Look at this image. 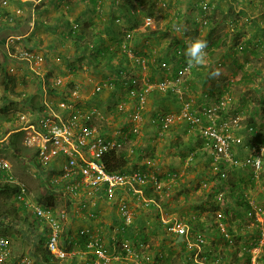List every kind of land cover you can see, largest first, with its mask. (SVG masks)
<instances>
[{"label": "rangeland", "instance_id": "obj_1", "mask_svg": "<svg viewBox=\"0 0 264 264\" xmlns=\"http://www.w3.org/2000/svg\"><path fill=\"white\" fill-rule=\"evenodd\" d=\"M11 1L0 0V14L5 7L9 10L14 5L16 6L14 7L16 11L13 10L11 16L0 19V24L10 27V31H5V34L9 35L3 33L0 36V139L7 138V135L13 132L20 133L13 142L14 147H10L6 143L0 148V157L4 158L11 166L14 178L25 183L27 188L26 199L30 203L40 204L42 201V205H44L48 199L49 202L46 205L51 206L54 212L61 210L67 214L66 219H61V245L67 247L70 245L67 241L70 240L74 244L77 240V245L79 244L80 248L84 249L88 243L95 244L96 241H99L104 245L107 255L111 256L110 247L114 240L121 249L123 244L135 247L141 243L144 246L143 253L149 258L151 264H187L191 257L200 264H223L218 259L226 256L227 252L232 253L237 250L230 246L235 244L236 247L242 246V242L236 239L239 232L238 228L247 230L254 227V223L248 219L247 214L243 211L242 221L239 223L233 220L234 217L231 213L230 225L228 226L221 221L219 211H212L209 207L210 204L206 203L212 202L214 199V207H217V204L223 206L225 203L234 208L233 201L228 197L233 190L228 183H233L241 188L240 192L237 189L238 191L234 190L233 194L248 195L251 201L254 203L257 201L255 205L264 212V160L260 172L253 180L250 179L254 183L253 186L251 181L247 179L250 170L244 171L235 168L229 170L225 179L217 178L219 167L217 168L216 164L210 160L209 156L211 155H204L202 150H199L196 157L188 161L192 154H189L190 147L196 149V145L199 144L202 147V141L198 140L197 134L188 135L182 131V128H179L175 134L167 135L165 139L163 137L157 139L147 132L149 126L144 124L146 123L145 116L148 118L154 113L158 103L162 101L161 95L155 94V99H153L154 97L150 96L154 92H150L149 97L145 100L144 110L140 113L139 138L136 136L135 140L130 143L135 144L139 140L140 143L138 142V144H141L147 159L144 158L151 164L145 170L147 175H153V167L158 168L155 173L156 178L157 176L166 177L167 174H176L171 180L161 182L165 186L166 192L159 199V209L155 206L150 208V204H145L141 199H135L131 195L126 197L122 195L126 199L127 210L131 215V222L124 229L115 200L96 199L94 205L89 203L82 210H78L79 204H72L63 194L54 192L45 186L46 179L36 173L35 160L32 158L31 151L21 143L22 131L19 129L33 123L42 114L41 112L44 110L42 103L45 102L54 110H62L63 106H75L79 111H96V128L106 137L110 136L116 129L123 130L127 126L124 123L125 115L119 111L118 107L124 105L125 112L130 110L127 88L132 86L131 84H134L133 86L138 84V88L143 87L145 73L139 74L136 68L124 60L112 40L116 38L119 41L123 33L129 31L132 19L128 16L125 17L113 7V3L123 4L124 0H96L95 5L89 0H17L21 5L11 4ZM138 1L146 3L143 8L141 5H137L139 4ZM138 1L131 0L134 5L138 6L137 10H141V15L134 17L139 21L142 20V23L138 21L139 26L136 31H140V34L149 31L157 33L154 39L148 41L153 46L150 49H154L153 54L155 56L157 54L165 56L164 50L168 47L170 40L173 41L177 38L185 41L201 38L206 40L208 45L214 43L217 38L223 42L221 45L206 49L209 56L207 66L192 68L185 73L184 71L180 72L183 74L181 76L183 80L187 75L190 76L195 72L201 75H198L200 79L195 85L197 90L192 93L195 100L201 94L197 91L211 88L206 81L202 82L203 75L207 74L205 71L220 68L222 74L217 78L218 83H220L219 80L222 83L227 79V82L233 83L240 77V70L236 65H240L246 59L247 66H256L264 74V14H259V10L248 9L246 7L248 0ZM26 2L29 3L24 4ZM202 6L207 7L206 14H203ZM150 13L151 16L148 15ZM205 15H207V24L202 25L201 20ZM145 18H148L149 24H146L147 19ZM64 25H69V29L77 28L83 32V38L75 41L72 37H67L68 26L65 27ZM177 27H180L182 31L178 32ZM61 33L66 37H63ZM112 36L117 37L113 38ZM237 37L238 44L247 40L251 41L247 51L236 50L233 40ZM11 41L18 49L22 48L41 58L36 68L42 71L41 74L46 81L42 86L46 90L44 96L39 78L28 68L27 63L8 56L12 49L6 45ZM108 43L116 53L111 58L109 55L101 58L98 56V49L107 46ZM140 43L136 42L137 46L141 47V51L145 52ZM182 51L184 53L185 49ZM168 52L170 53V50ZM227 52L232 54V58L236 60L235 63L225 59V57L221 58L218 63L212 62L213 59L217 58L216 56L224 55ZM184 57V54L180 57L175 56L171 48V59L168 66L170 71L165 69L163 82L169 83V79L165 77L166 74L172 72L171 69L174 68L175 64H181L179 61ZM96 58L97 61H95ZM149 62H151V58ZM120 69L124 70V73L120 76L116 75V71ZM159 69L161 68L159 67ZM160 74L162 75V71ZM206 78H210V75L209 77L206 75ZM106 79H109L113 86L105 87L100 92L95 93L94 87ZM125 81L128 82L127 85H123ZM255 81L259 87H252V91L245 95L246 98L243 94L247 92L248 88L238 89L235 83L230 92H224V96L232 97L237 108L239 103L241 104V100H246L245 103L249 110H245L244 115L238 114L242 117L243 124H247L244 120L245 116L250 111L254 113L253 109L256 108V112L262 111L264 113V109L260 110L258 105L259 99L264 95V82L259 77H256ZM49 87L54 91L53 93H49ZM174 97L168 96L172 99ZM188 97L186 95L185 99L190 98ZM144 113L145 115H143ZM60 117H65V114L60 112ZM255 125L257 133L255 137L252 136L259 138L258 132L264 134L262 118L257 120ZM247 140L248 138H244L239 148L236 149L240 156L246 155L249 152L248 148L253 145H264L261 139H259L260 143L246 145ZM241 146L243 147L240 148ZM14 151H16L15 154H13ZM182 155L187 162H190L187 166L181 158ZM218 188L219 193H217L216 199L215 195H212L211 198L209 194ZM144 198L146 197L144 196ZM10 201H13L12 197ZM0 202H9V200L0 196ZM18 210L20 220H14V227L8 228L6 231L11 249V257L6 264H19L21 261H25V264H32L33 258L29 255L28 243L21 237V232L25 231L26 225H32L39 236H44V224L34 225V219L30 215L20 207ZM156 214H158V218ZM212 214L218 218L215 223L217 227L223 228L224 232L229 234V238L220 236L216 232V225L207 223V218H210ZM90 215L91 217H89ZM160 215L164 219L175 217L188 220L193 218L203 222L202 227L200 226L206 238L203 246L198 251L193 248H182L180 246L182 245L181 239L164 231L160 222ZM262 222L264 228V217H262ZM11 234L16 236L15 240L9 237ZM20 244L23 246L21 247ZM42 244L41 248H43ZM240 249L233 255L235 264L242 262L239 259ZM258 253L257 249L252 250L251 259H256ZM86 259L88 258H76L74 261L53 263L81 264ZM109 264H116V262L110 261Z\"/></svg>", "mask_w": 264, "mask_h": 264}, {"label": "built area", "instance_id": "obj_2", "mask_svg": "<svg viewBox=\"0 0 264 264\" xmlns=\"http://www.w3.org/2000/svg\"><path fill=\"white\" fill-rule=\"evenodd\" d=\"M206 10L207 7L202 6L204 14H206ZM201 21L202 24H206L204 17ZM146 24H149L148 19ZM126 37H128V34H126ZM6 46L12 49L8 56L25 61L28 68L37 75L44 96L46 90L42 86L46 81L43 74H41L42 71L36 68L41 58L22 48L18 49L12 44V41L7 43ZM123 52L129 61H133L144 68L145 61L141 57L125 50L124 46ZM182 54V50L177 51L179 57ZM183 71L184 73L190 71L187 64ZM176 80L179 81L180 78ZM127 83L125 81L123 85H127ZM169 84L172 87L175 85V83ZM131 85L127 88L131 111L126 110L125 112L124 105L118 107V109L125 115L124 123L126 125L130 124V127L127 125L128 132L135 133L140 125V113L144 110L146 96L152 86L145 85V87H140L137 90L136 85ZM108 86L113 85L109 79H106L94 87V92L98 93ZM164 86L161 85V88H164ZM175 91L180 94L177 89ZM42 105L44 107L42 114L33 123L19 130L22 131L21 143L31 151L32 158L35 160L36 173L46 179L45 186L47 188L63 194L72 204H79L78 210H82L89 203L94 205L96 199L115 200V205L122 218L123 229L131 222V215L127 210L125 199L127 195H131L135 199H141L145 204H152L159 209L158 202L163 195L162 189L165 186L155 176L147 175L139 167L125 173L108 172L105 169L103 164L105 154L111 149H120L123 145L122 142L116 139V136L126 138V134L121 129H116L110 136L106 137L96 128V111H79L75 106H63L62 110H54L48 103L43 102ZM232 108H235V104L232 97L228 95L211 103L199 101L193 104L192 101L186 100L182 102L179 115L170 114L164 117L163 126L166 127L175 120L187 121L190 123V129H197L202 137L210 141L214 160L223 159L226 163L239 165V162L232 161L230 151L235 146L241 145V137L233 133L240 128L242 118L238 114H232ZM60 112L64 113L65 117H60ZM252 131L253 128L249 127L248 132ZM262 139L264 141V136ZM248 149L249 152L243 159L242 164L247 165L257 176L262 168L264 145H253ZM0 184L14 185L17 188L14 195L15 201L22 202L33 218L44 224V229L47 230L45 247L55 261H74L76 258H86L89 254L93 256H90V259H86L81 264H95L97 262L109 264L110 261H115L116 264H151L149 258L143 253L144 246L141 243L135 247L123 244L121 249L115 244L114 240L110 247L111 256L107 255L104 245L99 241H96L95 244L88 243L84 249H81L80 245H77V240L74 244L69 240L67 242L70 245L63 247L61 245L60 225L61 219H66L67 214L61 210L54 212L51 206L30 203L26 199L27 188L25 183L14 178L11 166L2 157H0ZM145 190H149L153 197L150 199L146 197ZM122 195H125V197H122ZM249 205L252 211L247 213V217L248 219L253 217L254 221L259 224L260 244L258 245H263L262 217H264V212L252 202H249ZM160 222L167 234L181 239L187 248L197 249L198 251L200 246L205 243L200 233L194 234L191 232V223L188 220L175 217L164 219L160 215ZM220 231L225 233L223 228H220ZM224 236L229 238L227 234ZM10 253L11 249L7 240L0 236V264H6ZM93 257L95 258L93 259ZM254 259H251L249 264H256ZM25 263V261H21L19 264Z\"/></svg>", "mask_w": 264, "mask_h": 264}, {"label": "trees", "instance_id": "obj_3", "mask_svg": "<svg viewBox=\"0 0 264 264\" xmlns=\"http://www.w3.org/2000/svg\"><path fill=\"white\" fill-rule=\"evenodd\" d=\"M90 3H92L93 5L96 4V0H89ZM138 1V0H137ZM11 4H20L19 1L17 0H12L10 2ZM29 2H26L24 4H28ZM123 4H119V2H115V4L113 3V7L115 9H118L119 12H121V14H123L125 17H131V27H129V31H126L125 33H123V35L118 38V40H114L113 44L115 46V48L120 52L121 56L123 57L124 60H127L128 63H130V65H132L134 68H136V70L139 72V74L141 73H145V84L143 87H145V85H150L152 86V89L150 90V92H154V94H159L161 95L163 98L161 99L162 101H160L157 106V109L155 110L154 113H152L149 117H148V122L151 126V130L153 133V136L157 139H161L163 137V139H165V136H171L173 134H175L176 130H178V128H182V131L188 135H196L198 137V140L200 139L202 141V147L201 145H196V149H193L192 147H190L189 150V154H191L190 158L188 161H191L193 159V157H196V154L198 153V151L202 150L204 151L203 154H208L211 155L210 160L213 161L216 165V167L219 169H217V178L220 179H225L224 177H227V173H229V170L231 169H235V168H239L241 170L247 171L250 170L249 172V176L247 177L248 180H253V178L255 177L253 171L245 164H242L243 159L245 158L246 155L244 156H240V153L238 152L239 146H235L231 151V156H232V161L235 162H239V165H234L232 163H226L223 159L220 160H214L213 159V150L211 148L210 145V141L205 139L204 137H202L199 133L197 129H190V123H188L187 121L184 120H175L173 123L168 124L166 127L163 126V119L164 117H166L167 115H179L181 107H182V102L186 101L185 99V94H181L178 84L175 82L177 78H179L181 76V71H183L184 67L186 66V58H182V60H180L179 62L182 64H175L174 68L171 69L172 72L167 73L165 76L166 78L169 79V83H175L174 87H172L169 83H165L162 80L164 79V71L169 70L168 66H169V61L171 59V48L173 53L175 54V56L177 55V51L178 50H184L186 47L185 44V40H181L180 38H177L175 40H170V43L168 45V47L164 50L165 51V56L162 54V56H160L159 54H157V56H155L154 53V49H150V47H153L151 44H149L148 41L154 39V37H156V32L154 31H149L147 32H143L140 34V31H136V28H138L139 26V22L142 20H137L136 15H141V10H137L138 6L141 5L142 8L143 6L146 4L144 2H140L138 1L139 4L134 5L131 0H124V2H122ZM21 5V4H20ZM15 6V5H14ZM248 9H251L252 11H260L259 14L263 13L262 11H264V0H248V4L246 6ZM136 11V12H135ZM145 12V11H143ZM258 14V12H256ZM12 13L8 10V8H4L0 14V19H3L4 17L7 16H11ZM149 16H151V13L148 14ZM207 15L203 16L206 19V24H207ZM148 19V18H145ZM145 19H144V23H145ZM118 20V19H117ZM139 21V22H138ZM204 24V25H206ZM6 26V27H5ZM65 27L68 26V31L66 33L67 37H72L75 41H79L83 38V32H81L80 30H77V28H73V29H69V25H64ZM64 26H62L63 28H65ZM77 26V24H76ZM8 29L9 26L5 25V24H0V29ZM114 33V32H113ZM63 37L64 36L63 33H61ZM126 34H128V37H126ZM139 34V35H138ZM117 37V36H115ZM113 36V38H115ZM135 37V39H134ZM111 38V39H113ZM101 42H103L102 39H100ZM141 42L140 44H142L143 51H141V47L137 46L136 42ZM234 43L233 45L236 46V50L237 51H247L248 46L250 45L251 41L247 40L246 42H241L238 44V37L234 38ZM99 42V41H98ZM99 42V43H101ZM132 42V44H131ZM221 42L218 38L215 40L214 43H210L208 45L207 49H210V47L215 46V45H221ZM110 45V44H109ZM123 46L125 50L130 51L133 55L137 56V57H141L144 61H145V66L143 68V66L137 65L135 64L133 61H129L128 58L126 57L125 53L123 52ZM254 46V44L252 45V47ZM257 47V44L255 45ZM149 48V49H148ZM170 50V53L167 51ZM253 52V51H252ZM98 56H101V58H104V56L106 57L107 55L113 57L114 54L116 53L115 51H113L110 47L108 46H104L102 48L98 49ZM257 54V53H255ZM225 59L227 60H231V62L235 63L236 60L232 58V54H229V52H227L226 54H224ZM151 58V62L150 61ZM98 59L96 58L95 61H97ZM247 60L244 59L243 62L239 65L237 64L236 66L238 67V70L240 72V77L239 80L234 81L233 83L227 82V80H225L224 82L221 83V80H219V84H216L211 88L210 90L207 91H202V93L200 94V99L199 101H204L207 103H211L212 101H219V99H221L224 96V92L228 93L230 92V89L233 87V84L235 83L236 86H238V89L241 88H245L247 87V92H245L243 94V96L246 98L245 95H247L249 92H251V88L258 86L256 84L255 78L259 77L261 79V81L264 82V74L262 73L261 69H259L256 66H247ZM159 67L161 69H159ZM193 67H189V70L192 69ZM119 69V68H118ZM160 71H162V75L160 74ZM170 71V70H169ZM213 71V69L209 70L208 72H206L207 74H210ZM124 70L120 69L116 71V75L120 76V73H123ZM225 73V72H224ZM227 82V83H225ZM161 85H165L164 88H161ZM138 86V84H137ZM136 86L137 90L138 87ZM259 87V86H258ZM140 88V87H139ZM54 89V88H53ZM173 89V90H172ZM178 90L180 92V94L178 92H176L175 90ZM181 89H184V87H182ZM50 92H54L50 87H49V93ZM150 92L147 94L146 98H148ZM172 95L174 97V99L172 98H168V96ZM204 96V99H203ZM244 98V99H245ZM164 99V100H163ZM169 99V101H168ZM135 100V99H134ZM161 102H165V103H174L172 105L175 106L176 109L174 110H168L169 108L166 106H162L163 104H161ZM246 100H241V104L239 103L238 108H232V114L237 115V114H242L244 115V112L248 111L249 109L247 108L246 105ZM244 104V105H242ZM258 105H259V109L263 110L264 109V95L261 96V98L258 101ZM246 110V111H245ZM241 111V112H239ZM250 115H252L251 111L249 113ZM247 123V127L246 131L248 132V128L252 127L253 131L252 132H248V134L246 136H248V139H255V134L257 133L256 129V125L254 124V122L251 119H247L246 120ZM130 127V124H127ZM143 125V124H142ZM141 125V126H142ZM181 125V126H178ZM128 126H126L125 128H123L122 132H124V134H126V138L124 139L123 137H118L116 136V139L119 142H122L123 145L121 146L120 149H111L110 151H108L104 158H103V164L105 166L106 171L108 172H116V173H125L130 171L131 169L135 168V167H139L141 169V171L145 172V170L148 169L149 162L148 160H145V156H144V150L143 148H141V144H138L139 140L136 141L135 144H131L130 142L132 140H135L136 136H138L139 138V134H140V128L137 129V132L133 133V132H128ZM140 126V125H139ZM149 126V125H148ZM177 128V129H176ZM240 128H242V125H240ZM239 128V129H240ZM239 129L237 131H235L233 134L237 135V136H242L239 132ZM20 133V132H19ZM18 132H13L9 135H7L8 137L4 139L1 138L0 140H3L2 142H0V148L2 146H4V144L9 145L10 147H14V140L19 136ZM259 133V138L263 140V134L261 132ZM185 134V135H186ZM254 135V137L252 136ZM189 137V136H187ZM195 137V136H194ZM196 137V140H197ZM140 143V142H139ZM264 144V141H263ZM129 146V147H128ZM204 146V147H203ZM132 150L130 153L129 151ZM16 151H14L13 154H15ZM195 154V155H194ZM145 157V158H144ZM183 162H186L185 166H187L190 162H187L185 157L182 155L181 156ZM135 159V161L133 162V160ZM137 159V160H136ZM147 159V158H146ZM263 160H264V155H263ZM133 162V163H132ZM263 164V163H262ZM158 168L157 167H153L152 173L153 176H155L156 174V170ZM228 171V172H227ZM176 176V174H167L166 177H158L157 179L159 181H168L171 180L172 178H174ZM250 180V181H251ZM251 185L253 186L254 183H252V181L250 182ZM230 184L229 187H231V193L229 194V199L233 201L234 203V208H232V206L230 204H225L223 203V206H221L220 204H217V207H214L213 204L215 202H207L206 204H210L209 207L211 208L212 211H219V213L221 214V221L224 224H228V226L230 225L229 222V217L231 216L230 214L232 213V217H234L233 220L238 221V223L240 221H242L241 216H242V212L245 211V213L247 214L249 211L251 212V208L249 205V202H252L254 205L256 204V202L254 203L253 201H251V199L249 198L248 195H244L242 193H237V194H233L234 190L239 189L240 192V186L237 184H233V183H228ZM223 188H226L225 186H223ZM17 188L14 185L11 184H0V196L6 198L7 200H9V202H0V236L4 237L7 242H8V246L10 247V242L7 238L6 235V231L8 228L14 227L13 221L14 220H20L19 217V210L18 208H22L28 215L31 216V218H33V216L31 214H29L27 208L23 205L22 202H16L14 195L16 194ZM163 193L166 192V188L162 189ZM214 191V194H213ZM212 194H209L212 198V195H215V199H216V195L217 193H219V188L217 190H213ZM238 191V190H237ZM235 192V191H234ZM162 193V194H163ZM219 195V194H218ZM145 196L148 197L149 199L152 196V193L149 190H145ZM261 196V195H260ZM13 198V201H10V198ZM48 199H46L44 205L47 204ZM42 201H40V204L42 205ZM150 208L154 207L152 204L149 205ZM221 206V207H220ZM231 206V207H230ZM220 207V208H219ZM157 218H158V214ZM34 219V218H33ZM193 220V221H191ZM218 220V218L212 214V216L210 218H207V223L209 224H214V226L216 225V221ZM252 222L254 223V227L244 230V229H240L238 228L239 232L237 234L236 239L240 242H242V246L241 247H236V244L230 247H233L232 249H240L239 251L241 252V255L239 257V259L244 262V264H249L251 256H252V250L258 246L259 244V240H260V227L259 224H257L254 221V218L251 217ZM34 221V225L36 224H41L40 221L38 220H33ZM188 221L191 223V232L194 234L200 233L203 236L204 241H206V238L202 232V229L200 228V226L202 227L203 222H200L198 219H188ZM26 225V224H25ZM162 225V224H161ZM221 225V224H220ZM163 226V225H162ZM26 229L25 231L21 232V237L23 239H25L28 243L29 246V255L32 256L33 258V263L32 264H55L57 261H55L50 252L46 249L45 247V240L47 237V230H45L44 236H39V234H37L35 232V228H33L32 225H26ZM216 227V232L222 236L225 237L224 235L228 233H221L220 231V227ZM20 233V232H19ZM9 237H11V239L15 240L16 236L14 234H11ZM45 238V239H44ZM249 242H251V244H248ZM43 243V244H42ZM182 245H180L182 248H185L186 245L185 243L181 242ZM41 244L42 247L41 248ZM20 246L22 247L23 244H20ZM203 246V244L200 246V248ZM260 247V246H259ZM41 249V250H40ZM69 249V248H68ZM186 249V248H185ZM237 250H234L232 253L231 252H227L226 256H222L220 259H218V261H220L221 263L225 264V263H230L229 264H235V262L233 261V255L234 253H237ZM231 253V254H230ZM10 256L8 257L7 261L10 259ZM35 259V260H34ZM6 261V263H7ZM55 262V263H53ZM242 262H240L239 264H242ZM58 263V262H57ZM187 264H200L197 263L196 260L192 259V257L190 259H188ZM256 264H264V244L261 246L259 253L256 255Z\"/></svg>", "mask_w": 264, "mask_h": 264}, {"label": "crops", "instance_id": "obj_4", "mask_svg": "<svg viewBox=\"0 0 264 264\" xmlns=\"http://www.w3.org/2000/svg\"><path fill=\"white\" fill-rule=\"evenodd\" d=\"M14 7H16V6H14ZM9 8V11L11 12V13H13L12 11L13 10H15V8ZM16 11V10H15ZM9 28L10 27H8V29H0V36L4 33V35H9V34H5V31H10L9 30ZM113 37V36H112ZM115 40H116V38H115ZM113 41L114 40H112V43H113ZM107 46L108 47H110L109 46V43L107 44ZM223 54H221V56H216L217 58H215V59H213V61L212 62H219L220 60H221V58H223ZM179 63V62H178ZM215 69V68H214ZM206 73V72H205ZM198 75H200V74H197L196 72L195 73H192V74H190V76L189 75H187L186 77H185V80H183V77L181 78V77H179V78H181L180 80H181V82H180V80H179V82L176 80L175 82H177V84H178V87H179V90H180V92L184 95L185 94V96L186 95H188L189 97V99H186V100H189V101H192L193 102V104H196L197 102H198V100L200 99V95H199V98H197L196 100L193 98V96H192V93L193 92H195L197 89H196V87H195V85H197V83L196 82H198L199 81V79H200V77L198 76ZM206 75H207V77H209V74H205V76L203 75V81L202 82H207V84H209L210 86H214L215 85V83L216 84H219L218 83V81H217V78H206ZM201 76V75H200ZM184 82H186V83H184ZM182 87H184V89H181ZM210 89H208V90H206V89H202V90H200V91H197V92H201L202 93V91L204 92V91H209ZM155 94L153 95H151L150 97H154L153 99H155ZM149 97V96H148ZM162 97V96H161ZM163 98V97H162ZM187 98V97H186ZM148 101H149V99H148ZM151 102V101H150ZM161 104H163L162 106L164 107V106H166V107H168L169 109L168 110H174V109H176L175 108V106L174 105H172L173 103H165V102H161ZM150 107H151V104H150ZM150 110L152 109V108H149ZM253 111H254V113H252V115H250L249 113L248 114H246V118L244 119V120H247V119H251L253 122H254V124L257 122V120L259 121L261 118H262V122L264 123V113L262 112V111H259V112H256V108L255 109H253ZM143 115H145V113L143 114ZM149 117V116H148ZM145 119H146V123H144V124H148L149 125V127H148V129H147V132H149V134H150V136H151V134L153 135V133H152V131H150L151 130V126H150V124H149V122H148V118H147V116H145ZM144 124H143V126H144ZM178 126H181V125H178ZM242 126H244L243 125V123H242ZM179 129V128H178ZM242 132H244L243 130H242ZM241 135H243L242 133H240ZM248 136H244V138H247ZM256 143H260V141H259V139L258 138H255V139H248L247 140V143H246V145H249V144H256ZM243 146H241L240 148H242ZM258 246H260V248H261V246L262 245H258ZM255 247L254 249H257L258 250V252L260 251V249H259V247ZM253 249V250H254ZM88 259H90V255L88 254V256H86ZM80 258H85V257H80Z\"/></svg>", "mask_w": 264, "mask_h": 264}, {"label": "clouds", "instance_id": "obj_5", "mask_svg": "<svg viewBox=\"0 0 264 264\" xmlns=\"http://www.w3.org/2000/svg\"><path fill=\"white\" fill-rule=\"evenodd\" d=\"M204 14V13H203ZM203 19V18H202ZM202 23V21H201ZM204 25V24H202ZM177 31H182L180 27H177ZM186 48L184 51V55L187 58L186 63L189 67L198 68V67H204L207 66L209 61L208 52L206 49L208 48V42L201 38H195V39H189L185 41ZM222 74L220 68H215L213 71L209 74L210 78H218ZM236 107V105H235ZM241 117V116H240ZM242 118V117H241ZM242 125V121L240 123ZM242 128L239 129V132L243 135L241 137V142L244 139V136L248 134L246 131L247 124H243ZM242 130L244 132H242ZM257 131V130H256ZM260 249V247H259ZM256 260V259H255Z\"/></svg>", "mask_w": 264, "mask_h": 264}]
</instances>
